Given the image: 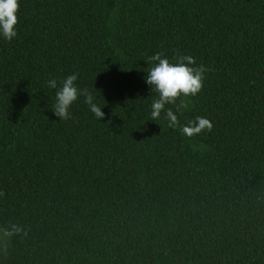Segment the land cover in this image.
I'll list each match as a JSON object with an SVG mask.
<instances>
[{"label":"trees","instance_id":"obj_1","mask_svg":"<svg viewBox=\"0 0 264 264\" xmlns=\"http://www.w3.org/2000/svg\"><path fill=\"white\" fill-rule=\"evenodd\" d=\"M156 53L205 69L175 128L150 119ZM72 74L102 121L83 97L53 114L48 81ZM196 117L213 128L189 138ZM0 264H264V0H20L0 38Z\"/></svg>","mask_w":264,"mask_h":264},{"label":"clouds","instance_id":"obj_2","mask_svg":"<svg viewBox=\"0 0 264 264\" xmlns=\"http://www.w3.org/2000/svg\"><path fill=\"white\" fill-rule=\"evenodd\" d=\"M20 0H0V38L12 41L18 36V12ZM175 63L170 62L162 54L156 53L146 60L148 70L145 83L151 92L158 94L151 103L150 119L156 121L163 117L168 121V126L175 128L178 124V115L188 105L184 99L195 97L203 88L205 69L203 67H192L195 60L190 55L174 57ZM78 77L76 74L68 75L57 84L56 79L48 81V86L56 89L55 103L51 109L53 114L60 120L70 118V108L83 97V102L99 120H103L105 113L95 102L94 95L87 89H80L76 85ZM180 101L177 103V101ZM167 105H176V112ZM212 123L205 117H196L187 125L181 127L180 131L189 138L199 135L204 131H212ZM13 231H19L15 226ZM5 231L4 235H11Z\"/></svg>","mask_w":264,"mask_h":264}]
</instances>
